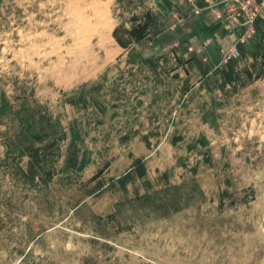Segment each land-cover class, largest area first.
Wrapping results in <instances>:
<instances>
[{"label": "rangeland", "instance_id": "obj_1", "mask_svg": "<svg viewBox=\"0 0 264 264\" xmlns=\"http://www.w3.org/2000/svg\"><path fill=\"white\" fill-rule=\"evenodd\" d=\"M184 1L0 0V264H264V8L193 84L158 36Z\"/></svg>", "mask_w": 264, "mask_h": 264}, {"label": "crops", "instance_id": "obj_2", "mask_svg": "<svg viewBox=\"0 0 264 264\" xmlns=\"http://www.w3.org/2000/svg\"><path fill=\"white\" fill-rule=\"evenodd\" d=\"M191 0L184 1L186 15L183 19L168 18L165 28L158 36L167 35L173 41L161 43L165 53L172 54L175 59L183 60L186 68L187 80L190 83L198 84L205 80L216 82L221 80L222 74L227 77L235 73L250 60L257 57L260 50H256L251 39L240 42V54L233 57L230 62H223V53L238 42L243 28L237 26L228 28L219 23V20L207 21L192 10ZM204 0H195L199 7H202ZM223 10L224 8L221 7ZM220 8L214 9L219 11ZM182 22L185 24L182 25ZM210 23L209 26L205 24ZM161 21H157V27ZM207 30L208 33L205 32ZM206 33V34H205ZM210 36V37H209ZM257 36H259L257 34ZM256 36V37H257ZM214 38L213 43H207L209 38ZM254 38V37H253Z\"/></svg>", "mask_w": 264, "mask_h": 264}, {"label": "built area", "instance_id": "obj_3", "mask_svg": "<svg viewBox=\"0 0 264 264\" xmlns=\"http://www.w3.org/2000/svg\"><path fill=\"white\" fill-rule=\"evenodd\" d=\"M231 2V9L235 8L236 6L240 8L236 14L234 13V21L236 23L232 24V21L230 22V20L224 17L223 24L228 28L235 26L239 27L240 29L249 27L251 28V31L242 32L238 39V42L223 53V60L225 62L231 61L233 57L240 54V42L248 40L249 38H252L254 36V23L256 22L264 8V0H231ZM230 12L231 10L229 9L228 14ZM206 42L213 43L214 41L209 38Z\"/></svg>", "mask_w": 264, "mask_h": 264}, {"label": "trees", "instance_id": "obj_4", "mask_svg": "<svg viewBox=\"0 0 264 264\" xmlns=\"http://www.w3.org/2000/svg\"><path fill=\"white\" fill-rule=\"evenodd\" d=\"M118 41L121 44H123V45L125 43L120 38H118ZM5 103H6V105H8V102H6L4 100L3 101H0V117L1 116H4L6 114V112H7L5 110L6 107L3 106ZM22 136H23V133H21V132L18 133V134L17 133L13 134L12 137L9 138L10 140L8 142H5V146L7 147V151H11V150L17 149L18 146L16 147V144L21 141ZM14 140L16 142H14ZM19 144H21V143H19ZM9 158H10V156H9ZM13 159L16 160L15 164H17V166H18L17 168H18L19 173L24 174L25 172H24V170L22 169V167L19 164V155L14 156Z\"/></svg>", "mask_w": 264, "mask_h": 264}]
</instances>
